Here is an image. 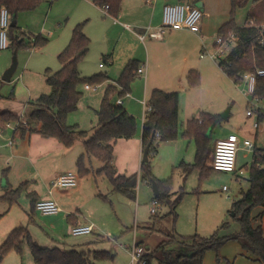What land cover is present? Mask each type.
I'll return each mask as SVG.
<instances>
[{
  "label": "rangeland",
  "instance_id": "374dc122",
  "mask_svg": "<svg viewBox=\"0 0 264 264\" xmlns=\"http://www.w3.org/2000/svg\"><path fill=\"white\" fill-rule=\"evenodd\" d=\"M50 1L51 0H41L34 9L21 11L24 12V18L21 20L24 26L22 27V31L16 28L17 32H23L26 45L17 49V66L12 77L14 79L19 73H23L26 68L29 70L32 68L36 69L37 72L31 74L27 82H24L23 78H19L16 82H5L1 79L3 72L12 62L13 51L9 48L0 49V110L9 108V106L14 107L15 110L18 108L21 110L22 107L20 103H22V105H25L23 111L26 113L27 110L32 108L29 103L36 97H30L32 100L27 103L26 99L30 96L29 91L32 92L35 88L39 91L40 87L43 88L44 86V88L50 92V87L46 83L45 70L49 67L51 71H55L60 67L57 56L50 54V52H52L50 49L51 37L47 36V32H49L51 28L44 29L43 27L42 31L44 34L40 35L42 38H46V41L40 44H34V37L38 35V29L40 28L36 26L37 22L35 25L36 28L32 26L26 27L29 22L38 21L37 16L39 12L43 11V6L45 7V5L47 9ZM52 9L53 14L60 16L64 13L63 4L58 2L53 3ZM249 12L256 16V20H252L253 23L264 24V0H246L244 5L236 10L235 17L237 21L243 23ZM22 22H19L18 25ZM100 22L99 20H92V25L99 27L102 24ZM103 24L105 25L106 23ZM212 41L213 40L210 39L206 42L211 52L215 49L213 48ZM29 43L30 45H28ZM128 43L130 44L121 42L120 45L116 47L117 57L123 58L128 55L130 51H133V49L134 51L140 50L132 46L133 44L131 41L128 40ZM98 44L99 42L97 40L91 42L90 51L83 60V64H86L90 72L96 71L99 63H103L104 65L103 69H98L99 72L106 71L105 69L110 66L108 64L109 61L105 62L100 58L102 52H100V46ZM197 55L199 57V54ZM38 57H46V61L44 60L43 63H35ZM200 60L201 62L218 66L217 62L210 58ZM140 78L141 77L136 75L132 83ZM103 85L104 84H91V89L89 90L83 88L84 93L79 103L80 108L71 113L70 121L77 120L81 123L80 128L84 126V129H90L92 125L91 115H93V112L87 105L85 107L83 100H86V103H89L87 101H92L93 98L88 96H93L96 93L102 92L105 86ZM202 87V90L207 92H205L203 96L200 97L199 91L195 93V96L186 95V100L194 104V110L202 103L208 107L210 111H218L217 114L219 116L225 113V111L227 112V118H221L220 122L208 132L211 149L215 139L225 137L229 131H239V134L243 136V130H241V128H246L249 134L248 136L254 141L251 131L254 129L252 123L256 119V114L253 113L252 116H247L246 111L250 108L249 102L254 104L257 97L252 96V94L248 92L245 81L241 80L235 83L220 70L217 74L207 73ZM123 99H125V97ZM89 105H92L91 102ZM257 106L264 109V99L258 100ZM195 112H197V110ZM187 117L191 118L192 116H187V114L183 112V108L180 107L178 118L179 134L175 140L169 141L168 143H174L175 146L172 147V145H168V147L164 149L162 155V151H159L160 147L158 146L159 153L156 157L153 159L152 157L154 154L151 153L148 158L151 171L152 167H156V164H158L160 169L164 168L168 171L167 173L172 175L173 196L175 193L177 194V191L181 187L185 191L184 196L176 207L178 217L174 224V229L177 234L182 236H190L195 233L200 236H209L214 231H218L219 235L235 233L239 231V225L232 219L231 204L240 198L243 191L248 189L249 184L246 179V174L235 177L234 174L229 172L213 170L205 177L200 178L199 170L193 169L185 179H183V172L181 168L177 167V164L182 161L184 157V159L193 162L196 152L194 140L182 136L188 119ZM31 132L36 135L40 134L35 130ZM40 136L45 137L43 135ZM178 142H180V146ZM161 143L162 142H159V145H162ZM163 143H167V141ZM259 145L260 141L257 137L256 146ZM179 147L181 149V156L173 166H170L173 158L177 157L180 153ZM63 148L64 153L60 151L59 153H53L43 157V161L38 163L39 168L41 165V175L34 176L36 171L32 169V173L26 176L27 180L25 181H28V184L21 191L17 200L11 204L7 199L2 198L5 191L3 187L7 184V180L0 168V244L5 240L12 229L15 227H25L33 240L42 247H59L62 249L75 247L86 251L89 250L90 252L105 251L106 255L97 258L91 257V261L94 264H129L130 250L135 242L133 240H144V242H146V248L151 250L153 245L161 241L160 238L162 234H160V232L158 233L159 230H172V216L166 215L169 210L167 205H160V208L155 214L157 217H154L155 215L150 212L151 200L153 198L151 185L138 180L136 198L131 199L121 192L113 191L107 177L104 174L96 173L97 169L101 166V162L95 157H89L87 162V167L89 168L88 173H78L76 166L77 155L84 151L81 139H77L71 147ZM242 154L243 156L241 155L237 158L238 161H242L240 165L248 163L251 157L249 151H244ZM64 167H66V172H73L76 174L77 178V184L72 188H67L69 189L68 191L77 188L80 180L83 182L82 188L78 194L76 193L77 195L74 194V196L70 198V206L73 207V211L78 207L82 211L87 212L88 216H85L88 220H86L85 223L93 224L99 231L95 229L94 232L90 234L73 235L66 218L61 220L59 219L60 217L54 216V213L50 215L37 211L33 215L29 213L30 205H28V203H30V198L27 193L30 192L28 189L31 190L34 188L32 179L37 178L38 186L36 188L38 189L39 187V191L46 193L49 183L43 182V179H41L42 173L44 174L54 168L59 170ZM31 168L30 166V169ZM39 177L41 178L39 179ZM15 179V176L11 175V182L19 183ZM19 185L20 184H16L14 188H17ZM223 185L228 188L227 191L222 190ZM52 191L54 192V197H57L62 193V188H54ZM224 221L228 222L227 227L220 228ZM229 242L239 243L236 240L227 241L220 248L218 256L216 252L212 250L206 251V253L209 252L213 254V260L217 264L222 262H225L223 264H232L231 261L222 257V249ZM173 245H175V242H170L166 248L173 247ZM0 264H33V259L26 241L22 239L20 253L14 248L9 249L2 256Z\"/></svg>",
  "mask_w": 264,
  "mask_h": 264
},
{
  "label": "trees",
  "instance_id": "16d2710c",
  "mask_svg": "<svg viewBox=\"0 0 264 264\" xmlns=\"http://www.w3.org/2000/svg\"><path fill=\"white\" fill-rule=\"evenodd\" d=\"M41 0H0V7L7 8L11 20L25 10H32L38 6ZM123 0H94L96 5H108L109 14L116 17L121 9ZM246 0H231L230 19L220 26L217 36H226L233 32L237 41L228 54L217 62L219 68L235 83L243 80V76L254 73L256 68H264V45L259 43V38L264 36V25H247L249 20L256 18L255 14L249 12L246 15L245 23L238 26L235 22L237 8L242 7ZM256 20V19H255ZM85 22L76 24L71 33L67 45L60 51L57 58L61 67L56 71L45 70L46 83L50 92L41 94L30 102L31 110L26 114L27 126L20 127L23 131H33V124L39 125L38 133L46 137H53L65 147H71L75 140L81 139L84 146V153L79 155L76 166L79 174L88 172L86 166L87 157L92 155L97 158L102 166L96 171L97 174H104L109 180L112 190L121 192L125 196L135 199L138 180L151 185L155 182L158 195L153 197L161 204L168 206L166 215L172 216V223L177 220L176 207L185 194L181 187L173 196L172 177L160 180L154 177L150 169V161H142L138 173L123 175L117 173L113 159V147L119 138H131L136 133V119L121 103L114 104L113 99H123L131 90V83L136 77L139 64L136 60H129L123 67L119 77L114 83H108L96 111L97 126L89 134L79 130L76 125H68L67 117L77 109L81 98L80 87L85 84H103L109 80L106 72H99L90 76H82L78 69L79 62L84 58L89 49L90 40L85 35L83 28ZM9 46L12 49H19L26 45L23 32H17L16 25L9 28ZM46 41L37 35L34 37V44ZM30 45V43L28 44ZM103 57V61H107ZM189 87L197 86L200 83V74L197 70H190L186 76ZM252 96L259 100L264 99V76H256ZM178 104L177 92H167L154 89L150 92L146 105L149 107L145 112V121L142 126V149L148 147V158L151 153L156 152L157 143L175 140L178 136ZM258 120H264V111L255 110ZM18 115L9 110H0V119L3 121L18 120ZM221 120L218 114L201 113L197 118H191L186 122L182 136L193 139L196 146L194 161L190 164L180 162L177 167L183 172V179L193 170H199V177H205L214 169L206 165L212 151L208 132ZM154 133L153 139L152 134ZM158 134V136H156ZM156 140V141H155ZM156 142V143H154ZM248 189L243 191L240 198L231 204L232 219L239 225V231L219 235L214 231L209 236H200L197 233L190 236L177 238L175 234L170 239L161 241L155 251L161 250L162 260L159 263L166 264H203V257L206 251H215L217 256L220 248L229 240H236L241 247L256 256L259 264H264V224L257 226L252 222V211L256 207L264 208V143L254 145L252 161L244 168ZM28 181L22 182L17 188L6 185L4 195L9 203L17 200L21 191L26 187ZM30 198V213L35 210L37 195L34 191L27 193ZM154 216V215H153ZM72 214L67 215L70 222ZM154 217H157L155 215ZM228 222H222L220 228L227 227ZM24 239L30 250L33 264H94L91 257H103L105 251H86L75 248L62 249L59 247H42L38 245L25 227H15L5 240L0 244V262L2 256L14 248L21 252V243ZM170 242L175 245L170 248L166 246ZM139 243V242H137ZM146 264H154V256L147 254Z\"/></svg>",
  "mask_w": 264,
  "mask_h": 264
},
{
  "label": "crops",
  "instance_id": "0c3cea01",
  "mask_svg": "<svg viewBox=\"0 0 264 264\" xmlns=\"http://www.w3.org/2000/svg\"><path fill=\"white\" fill-rule=\"evenodd\" d=\"M179 1H190L196 3L198 6H200L202 10V16L193 29L173 27L168 29L167 32L159 39L152 38L149 35H146L145 38L142 40L138 37V34L143 33L147 27H155L161 23L162 8L164 4L176 3ZM54 2L63 4L64 13L62 15L59 16L57 14H53L52 7ZM230 11L231 0H123L121 3L120 12L116 17H112L111 15L103 14L101 8L96 5L92 0H51L49 2L48 8L46 9L45 5V7L43 6V11L39 12L37 16L38 21L32 23L29 22L28 24L30 25L27 24L26 27H39V36L44 34L42 31L43 27L44 29L51 28V30L47 32V36L51 37L50 49L52 52H50V54L53 56H58L60 51L69 42L73 27L80 22H85L83 31L90 40L89 49L86 55L90 51L91 42L97 40L99 42L98 45L100 46V52H102L100 58L103 60V57L106 56L109 61L108 64L110 66L109 68L105 69L106 71H104L109 77V80L106 83H103L105 86L108 83H114V81L119 77L123 67L129 60H136L139 65L145 66L144 75L137 74V76L141 78L139 80H135L132 83L130 93L125 97V99H119L117 97H114L113 99L114 104L121 103L123 107L136 119L137 127L135 135L128 139H117L113 147L112 164L114 165L117 173L128 176L133 173H138L142 162V126L145 121L144 104L147 102L148 96L152 90L160 89L167 92L178 93V118L180 107L183 108V112L187 114V116H192L191 118H197L201 113L211 112L210 114H217L218 111H210L208 107H206L202 103H200L197 109L194 110V104L191 101L186 100V95L189 94L190 96H195V93L199 91L200 97L203 96L206 91L202 90V83H204L205 81L206 74H217L218 71H222L219 66H215L211 63L201 62L200 59L209 57L201 58L200 52L204 47L211 52V50H209L210 48L206 44V42H208V40L210 39L213 40L212 45L214 48V41L217 36L218 29L221 25H223L230 19ZM23 13L24 12H19L16 15L15 19H12L14 21V25H16V28H18L19 31H22V27L24 26L23 22L21 21L24 18ZM92 20H99L102 24L106 23V26L104 24H101V26L95 27L94 25H92ZM245 20L243 21V23H240L235 17V22L238 26H242L245 23ZM19 22L22 23L18 25ZM125 25H129V28H126ZM128 40L131 41V43L133 44L132 46H135L140 50L134 51L133 49V51H130L125 57H117L116 47L120 45L121 42L125 44H130L128 43ZM8 48L13 51L10 46ZM197 54H199V57ZM86 55L84 56V58L86 57ZM84 58L78 64V69L82 76H90L99 73L98 69L104 68V65L100 67L99 63L98 69L96 68V71L90 72L88 71V67L86 66V64H83ZM44 60L46 61V57H38L35 63H43ZM46 69H49V67ZM190 70H197L199 72L201 83L198 86L189 87L187 85L186 76ZM36 72V69L32 68L29 70L28 68H26L24 69L23 73H19L16 77H14V79L12 75L10 81L16 82L19 78H23L24 82H27L31 77L30 75ZM83 88L85 90L91 89L85 88V85L84 87L81 86V98L84 93ZM104 88L102 92L96 93L93 96H88L93 98L92 101H87L89 103H86V100H83L85 103V107L87 105V107L90 108L93 112V115H91L92 125L90 129H84V126L80 128L81 123L77 120L70 121L69 119L71 117L70 115H72L71 113L67 117V124L76 125L79 130L91 133L97 126L96 111L99 107ZM48 92L49 90L45 89L44 86L43 88L40 87L39 91H37V89L35 88L34 91H29L30 96L26 99V102L29 103L32 100L30 97L36 96L33 98L35 99L41 94H47ZM81 98L79 99V102L77 104V109L80 108L79 103ZM90 102L92 105H89ZM20 105L22 107L21 110L20 108L15 110L14 107L10 106L9 108H5L4 110H9L17 115H20L21 113L27 114L31 110L29 109L25 113V111H23L25 105H22V103H20ZM196 110L197 112H195ZM261 110L264 111V109ZM187 118V121L191 119L190 117ZM5 122H10L12 127H6L4 125ZM14 126V121H3L0 119V168L2 170V174L6 176L7 184L10 185L11 188H14L16 184H21L22 182H25V180H27L26 176L32 173V169L36 171L34 176H40L41 165L39 168L38 163L43 161V157L49 154L59 153L60 151L64 153L63 147H65L61 142H59L53 137H41V134L36 135L29 130L23 131L20 127H15L14 129ZM32 128H34V130L36 131V129L39 128V125L34 123ZM241 130H243V136L239 134V131H229L226 136L234 133L237 134L240 139L251 140L248 136L249 134L246 128H241ZM251 134L254 137V141L251 140L254 145H256L257 137L260 141V145H262V142L260 140V134L255 128L253 129V131H251ZM218 139L221 138H217L215 139V141ZM168 143L169 141H167V143L162 142V145H159V143H157L156 152L154 153L152 158L154 159L160 150L162 151V155V153H164V149L168 147V145H172V147L175 146L174 143ZM178 144L180 146V142H178ZM158 146L160 147L159 151ZM179 150V155L173 158V161L170 166H173L180 158V147ZM244 151L248 150H246L244 147H241L237 151V158L241 155L243 156L242 152ZM249 152L251 153V157L248 163L240 165L242 161H238L236 158V167L238 169H243L245 166H248L251 163L253 151ZM82 153H84V151L80 152L79 155H81ZM79 155H77V158L79 157ZM91 156L92 155L87 157L86 166L89 157ZM184 158L180 162H184L187 164L192 163ZM237 161L239 162V164ZM179 163L177 165H179ZM208 163L209 160L207 159L206 165H208ZM30 166L32 167L31 169ZM101 166L98 169H100ZM65 170L66 167L61 168L59 170L55 168L53 170L51 169L50 171L44 174L42 173V178L39 177V179L41 178L43 179V182L50 183L57 176L66 173ZM152 171L154 177L160 180L172 177V175L167 173L168 171H166V169H160L158 167V164H156V167H152ZM11 175L15 176V180L19 183H12ZM234 175L235 177L238 176L236 174ZM32 180L34 182V188H32L31 190L28 189V191H34L38 199L53 198L58 204L60 210L54 213V216L60 217L59 219L61 220L66 218V221H68L67 215L72 214L73 217L70 218V222L68 221L70 227L76 224H86L85 222L88 219L85 215L88 216V213L82 211L78 207H76V209L73 211V207L70 206L69 203L70 198H72L74 194H78V192L82 188L83 182L81 180L78 184V187L74 190L68 191L69 189L62 188V193L57 197H54L53 191L51 192V194H48L47 191L46 193L39 191V187L38 189L36 188L38 186V179L35 178ZM28 205H30V203H28ZM36 211L37 210H34L32 213H30L29 211V213L33 215ZM252 219L254 226L264 224V208L256 207L252 211ZM95 229L99 231L93 225V230L91 233H93ZM171 229V231H158V233L160 232V234H162V239L160 238L161 241L169 240L171 234H175L177 238L182 237V235L176 233L173 223ZM133 241L142 243L146 247V242H144V240L135 239ZM161 241H159V243ZM158 244L153 245L151 250L147 249L148 252L154 256V264H157L160 260H162L161 250L155 251V248ZM222 257L231 261L232 264H259L256 256L249 254L241 247L239 243L234 242H229L224 246V248L222 249ZM223 263L225 262L219 264ZM203 264H217L213 260V254L207 252L203 257Z\"/></svg>",
  "mask_w": 264,
  "mask_h": 264
},
{
  "label": "built area",
  "instance_id": "2783aa9c",
  "mask_svg": "<svg viewBox=\"0 0 264 264\" xmlns=\"http://www.w3.org/2000/svg\"><path fill=\"white\" fill-rule=\"evenodd\" d=\"M94 2V0H92ZM95 3V2H94ZM96 4V3H95ZM101 11L105 15H110L108 11V5L104 4L99 6ZM202 16V10L200 6L196 3L190 1H179L176 3H166L162 8V18L161 23L155 27H147L143 33L138 34V37L142 40L146 35L152 38H161L168 29L173 27L193 29L198 23ZM247 25H256L252 20L247 22ZM260 26L264 24H259ZM11 26V18L6 7H0V49H6L9 47V28ZM129 28V25H125ZM237 36L230 32L226 36H216L214 41V51L210 52L205 47L200 52V57H209L210 59L218 62L220 59L224 58L228 52L232 49L237 41ZM259 43L264 45V36L259 38ZM108 61V60H107ZM106 61V62H107ZM100 67L103 63L99 64ZM144 65H139L136 74L144 75ZM256 76H264V68H256L254 73H248L243 76V80L247 84V90L252 94L254 90L255 78ZM85 88H91L89 84H85ZM258 98L255 103L250 104V108L246 111L247 116H252L256 109H261L257 106ZM144 115L149 107L144 104ZM18 120L15 122V127L27 126L26 114L21 113L18 115ZM6 127H12L10 122H5ZM253 127L259 132L260 140L264 143V120L260 121L256 117L253 121ZM158 136V134H156ZM244 147L248 151H254V143L249 139H240L237 134H229L225 138L218 139L214 142L212 151L210 152V158L208 166L212 167L216 171H224L233 173L236 175L244 174V169L236 167L237 151ZM77 184L76 174L73 172L63 173L56 178H54L47 188V193L51 194L54 188H72ZM228 188L226 186L222 187L223 191ZM160 203L153 197L151 200L150 212L156 214L157 210L160 208ZM35 210L43 214H53L58 212L60 209L58 204L53 198L39 199L35 203ZM93 230L92 224H76L71 227V233L73 235H83L89 234ZM149 254L147 248L141 244L134 242L130 250V262L129 264H146V255ZM166 264V263H157Z\"/></svg>",
  "mask_w": 264,
  "mask_h": 264
},
{
  "label": "water",
  "instance_id": "95a60500",
  "mask_svg": "<svg viewBox=\"0 0 264 264\" xmlns=\"http://www.w3.org/2000/svg\"><path fill=\"white\" fill-rule=\"evenodd\" d=\"M11 26H14V21L12 20L11 22ZM17 49H14L13 52H12V62L10 64V66L3 72L2 76H1V79L5 82H9L11 80V76L13 75L15 69H16V66H17ZM220 117L222 119H225L227 118V112L225 111V113H222L220 115ZM153 136H154V133L152 134V138L151 140L153 139ZM148 159V147H146L144 150H143V153H142V161H147ZM152 186V190H153V193L154 195H158V189H157V185L155 182H152L151 184Z\"/></svg>",
  "mask_w": 264,
  "mask_h": 264
}]
</instances>
